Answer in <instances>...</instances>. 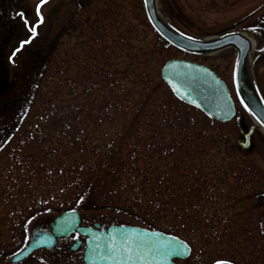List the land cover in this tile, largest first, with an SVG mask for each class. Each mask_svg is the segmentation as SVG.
Returning a JSON list of instances; mask_svg holds the SVG:
<instances>
[{"label": "trees", "instance_id": "trees-1", "mask_svg": "<svg viewBox=\"0 0 264 264\" xmlns=\"http://www.w3.org/2000/svg\"><path fill=\"white\" fill-rule=\"evenodd\" d=\"M127 23L123 32L130 60L123 70L126 80L107 78L110 90L97 109L93 100L75 94H69L70 108L55 106L57 99L64 102L56 84L49 94L56 98L45 102L50 108L38 113V122L26 128L34 92L41 82L52 85L53 77L47 78V72L56 48L33 81L27 78L22 57L13 72L6 70V59L1 58L0 107L9 110L14 105L22 111L15 116L19 126L13 154L30 144H39L45 154L42 160L34 159L32 166L16 164L13 169L20 172L15 184L30 174L25 192L31 196L43 192L47 200V206L37 200L28 217L45 207L119 209L140 216L152 229L185 240L192 250L198 247L217 255L215 262L225 260L219 257L225 242L239 246L240 259L233 256L229 262L248 264L255 248L261 253L252 238L262 214L259 210L264 208L259 204V194H264L263 168L228 140L209 136L190 111L201 115L205 126L213 121L171 92L164 96V82L156 78L152 60L147 53L140 54L143 44L139 48L132 44L139 41L138 26ZM133 54L142 57L140 61ZM110 67L115 69L112 63ZM111 73L117 75L115 70L104 74ZM88 83L92 87L94 81ZM4 133H10L9 128ZM34 178L40 179L37 184ZM248 249L251 252L245 256Z\"/></svg>", "mask_w": 264, "mask_h": 264}, {"label": "rangeland", "instance_id": "rangeland-1", "mask_svg": "<svg viewBox=\"0 0 264 264\" xmlns=\"http://www.w3.org/2000/svg\"><path fill=\"white\" fill-rule=\"evenodd\" d=\"M156 3L164 20L192 38L209 40L234 31L248 36L255 50L250 57L253 78L264 99V51L258 53L264 45V0H156ZM38 5H40L39 15L37 14ZM0 12H2L0 55L5 56L6 70L13 72L16 61L22 57L27 68V78L33 81L40 73L43 62L50 58L52 49L56 48L52 55L53 65L47 72V78L53 77L52 85L49 82H41L34 92L33 107L27 111L29 117L25 121L26 128L38 122V113L50 108L45 102L49 98L53 100L56 98L49 95L56 84L59 97L64 102L59 103L57 99L55 106L70 108L69 94H75V96H87V100H93L94 107L97 109L110 90L107 78L118 77L126 80L123 70L130 60L126 54L127 46H125L128 42L123 41V32L128 26L127 22L138 26L139 41H133L132 44L137 48L143 44L140 54L147 53V58L152 60L154 74L158 80H162L163 65L172 59L188 60L207 66L230 89L236 104V117L243 116L248 127L255 125L236 99L233 85L236 52L227 49L213 55L195 56L168 45L160 39L148 23L142 0H45L43 4L40 0H0ZM33 28L35 34L32 31ZM22 41H27L23 47H21ZM157 41L161 42L160 45L156 43ZM133 57L137 58L135 59L137 62L142 58L136 54H133ZM111 63L115 69L110 67ZM102 67L105 72L115 70L117 75L111 73L109 76L110 72L108 76L104 74L105 72L99 73ZM147 71L150 72V69ZM87 81L91 83L94 81L93 86L91 87ZM161 86H163L164 96L167 91L171 92L165 84ZM86 87H91L89 92H84ZM98 96L101 98L94 102ZM82 97L81 104H84L86 100ZM19 112H22L21 107L14 105L9 110L0 107V255L5 256L6 264H13L10 262L11 256L27 245L33 229L38 227L48 229L56 216L67 211L49 210L45 207L35 216L28 217L32 213L31 207L37 204V200L38 202L40 199L44 200V206H47V200L44 199L43 192H40L38 196H31L28 194L30 192H25L24 185L28 183L30 174L24 179L20 178L18 185L15 184L14 181L18 180L20 172H14L13 169L16 164L31 165L34 159L42 160L45 154L41 152L39 144L23 145L21 149L18 148L22 153L13 154V151L17 149L14 133L19 126V123L15 122V116ZM190 115L195 119L196 125H203L209 136L219 135L236 147V141L240 138L236 117L227 123L213 121L211 126H205L201 115L193 111H190ZM7 128L10 133L5 134ZM253 143L254 149L248 159L264 170L263 130H260L259 135L254 134ZM39 180L34 178L32 182L37 184ZM261 191H264V188ZM259 196V204L261 203L264 207V194ZM78 210L82 217V226L98 223L108 228L114 224H124L152 229L145 225L140 216L119 209L92 206L88 210L81 208ZM259 212L262 214L256 219L252 239L257 241L261 253L255 248L252 251V257L250 255L248 258L250 260L248 264H264V208ZM79 238L78 234H73L70 238L62 240L53 251L38 250L19 264L80 263L83 247L77 252L70 250ZM226 243L222 245L219 257L223 256L222 259L226 261H230L233 256L237 260L240 259L237 256L239 246L232 247ZM250 252L248 249L244 255L248 256ZM217 257L195 247L187 260H177L176 263L214 264Z\"/></svg>", "mask_w": 264, "mask_h": 264}, {"label": "water", "instance_id": "water-1", "mask_svg": "<svg viewBox=\"0 0 264 264\" xmlns=\"http://www.w3.org/2000/svg\"><path fill=\"white\" fill-rule=\"evenodd\" d=\"M143 3L146 17L154 31L161 40L166 41L174 48L195 56L212 55L228 48H233L236 51L233 72L235 93L239 102L243 99L244 103L248 105V108H245L241 104L257 124L248 127L242 116L236 118L240 133L236 147L244 153H251L254 149V134L259 135V127L264 130V100L251 70L250 57L254 50L250 39L237 31L209 40L192 37L189 39L190 36L178 31L162 18L156 0H143ZM262 49H264V45ZM161 75L176 99L202 112L207 118L226 123L236 116L235 102L228 86L209 67L188 60L172 59L165 63ZM237 84H239V88ZM173 86L179 91H175ZM80 224L81 216L77 210H70L57 216L51 223L50 232L42 228L34 229L28 245L13 256L10 262L20 263L40 249L52 250L58 238H67L74 232L85 237L83 261L78 264H116L117 260H122L123 257L119 255L113 257L108 251L110 238L114 237L119 242L122 233H126L130 237H144L148 240L156 239L154 233H160L162 240L172 236L160 231L129 225H112L108 229L98 230V224H95L94 227H82ZM66 228L67 230H65ZM178 239L187 245V251L183 255L169 257L167 264H176L175 260H186L191 254L190 246L180 238ZM97 243L101 245L99 248H96ZM81 245L82 242L77 241L72 246V251L78 250ZM149 259L151 260V257ZM159 260L160 257L157 256V261ZM157 261H152V264H157Z\"/></svg>", "mask_w": 264, "mask_h": 264}, {"label": "snow or ice", "instance_id": "snow-or-ice-1", "mask_svg": "<svg viewBox=\"0 0 264 264\" xmlns=\"http://www.w3.org/2000/svg\"><path fill=\"white\" fill-rule=\"evenodd\" d=\"M44 2L45 0H40L41 4ZM39 7L40 5L37 6L38 15L40 14ZM25 23H28L27 20H25ZM32 31L35 34L34 28ZM189 39L192 38L189 37ZM24 43H27V41H22L21 47H23ZM173 87L175 91H179L175 86ZM237 87L239 88V84H237ZM240 102L245 108H248V105L244 103L243 99H241ZM69 226H71L70 223ZM65 230H67V228ZM154 236L156 239L148 240L144 237H130L128 234L122 233L119 242H117L114 237L110 238L108 251L113 257L116 255L123 257L122 260H117L116 264H137V261H139V264H152V261H157V256L160 257L157 264H167L169 257L183 255L187 251V245L179 241L175 236H169L166 240L161 239L160 233H154ZM100 246L99 243L96 244V248ZM134 252L135 255H133ZM149 257H151V260ZM217 264H227V262L218 261Z\"/></svg>", "mask_w": 264, "mask_h": 264}, {"label": "flooded vegetation", "instance_id": "flooded-vegetation-1", "mask_svg": "<svg viewBox=\"0 0 264 264\" xmlns=\"http://www.w3.org/2000/svg\"><path fill=\"white\" fill-rule=\"evenodd\" d=\"M0 15H2V12H0ZM61 241L62 240H59L58 245L60 244ZM58 245L56 246V248L58 247ZM0 264H6V258H5V256H1L0 255Z\"/></svg>", "mask_w": 264, "mask_h": 264}, {"label": "bare ground", "instance_id": "bare-ground-1", "mask_svg": "<svg viewBox=\"0 0 264 264\" xmlns=\"http://www.w3.org/2000/svg\"><path fill=\"white\" fill-rule=\"evenodd\" d=\"M227 50V49H226Z\"/></svg>", "mask_w": 264, "mask_h": 264}]
</instances>
